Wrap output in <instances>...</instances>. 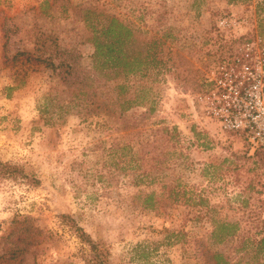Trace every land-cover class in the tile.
Listing matches in <instances>:
<instances>
[{"label": "rangeland", "instance_id": "1", "mask_svg": "<svg viewBox=\"0 0 264 264\" xmlns=\"http://www.w3.org/2000/svg\"><path fill=\"white\" fill-rule=\"evenodd\" d=\"M107 15L160 43L161 63L149 66L139 94L143 105L126 114L143 123L136 135L118 133L122 145L137 151L152 141L153 128H177L161 156H147L145 174L114 168L115 139L100 126L106 118L85 120L82 106L69 105V79L82 82L89 73L91 28L107 23ZM251 40L264 45V0H0V161L38 179L0 176V238L19 216L31 217L40 232L38 258L28 255L22 264H88L89 248L66 217L102 246L107 264H208L182 234L203 240L210 252L242 257V243L264 228V149L251 155L243 137L208 116L205 102L213 70ZM20 52L56 69L14 62ZM135 80L120 93L119 77L101 98L133 97ZM145 105L155 107L146 117ZM150 193L156 210L144 203ZM216 222L238 230L219 243L211 238Z\"/></svg>", "mask_w": 264, "mask_h": 264}, {"label": "trees", "instance_id": "2", "mask_svg": "<svg viewBox=\"0 0 264 264\" xmlns=\"http://www.w3.org/2000/svg\"><path fill=\"white\" fill-rule=\"evenodd\" d=\"M48 3V1L45 2V4ZM106 18L107 23L102 24L98 21L97 26L92 25L89 42L92 44L94 51L91 55V66L87 71L89 73L85 74L83 81L78 82L72 76L71 71H66L67 77L72 76L71 81L70 79L69 82L67 81L69 105L73 108L82 106L83 109L78 111V114L85 120L91 116L106 118L105 121L100 123V126L108 133L109 137L114 136L115 143L111 146L110 151L111 164L114 168L119 172L125 170L130 172L139 169L145 174L147 172V161H145L147 156L158 153V156H161L163 152H160V146L165 142L174 140L177 128L170 129L160 126L153 128L151 130L152 141L141 143L137 151L132 147L122 145L118 133L127 131L129 135H136L134 131L138 132L143 123V121L136 123L135 121L126 120V114L143 105L140 102L141 95L139 94L146 89L144 79L149 66L154 65L156 68L161 63L157 54L160 43L158 39L147 41L140 26L135 27L130 23H125L116 15H107ZM13 60L16 63L29 64L34 62L45 64L46 67L56 69V66L50 61L35 58L33 54L28 52L18 53ZM119 77L123 80L118 85L120 93L129 89L128 81L131 78H136L134 81L135 95L133 97L103 100L99 92L108 89L110 84ZM64 80L66 79L64 78ZM145 106H147V111L143 113L144 117L155 111L154 106ZM125 156L130 157L124 159ZM151 168H153V165ZM0 176L21 181L33 179L37 182L38 180L35 176L26 173L24 167L2 161H0ZM171 192V200L176 201L177 195L173 191ZM155 195V193H150L146 196L144 203L151 204L146 205L147 209L156 210L158 208L156 201H153ZM31 219L28 216L15 218L14 225L0 238V247L3 246L2 251H4L0 255V264H3V262L11 264L13 261L16 264H22L28 255L33 256L35 259L38 258L41 252L40 232L33 225ZM66 221L75 235L89 248L88 264H107L106 252L102 249V246L87 234L73 218L66 217ZM16 224L17 226H15ZM214 224L215 230L212 232L211 238H215L219 243H223L234 236L238 230L236 223L216 222ZM262 230L263 232L260 233L258 239L248 238L242 243L241 251L244 254L237 261L225 251L210 252L206 250V243L203 240L185 239L186 235L184 234H182V237L185 240L184 243L191 249L197 247L198 252L202 253L208 264H244V261L248 259L247 257L253 254L254 256L249 258V261H246L245 264H250L251 261H254V264H264L263 260H259L260 256H264V228ZM173 237L178 238V235L175 236L173 233ZM8 242H12V246L6 245ZM247 242H250L249 248L246 246ZM184 264L196 263L188 261Z\"/></svg>", "mask_w": 264, "mask_h": 264}, {"label": "built area", "instance_id": "3", "mask_svg": "<svg viewBox=\"0 0 264 264\" xmlns=\"http://www.w3.org/2000/svg\"><path fill=\"white\" fill-rule=\"evenodd\" d=\"M221 25L231 27L222 20ZM235 25V24H233ZM208 116L226 132L243 137L251 155L264 149V45L244 41L226 57L208 79Z\"/></svg>", "mask_w": 264, "mask_h": 264}]
</instances>
